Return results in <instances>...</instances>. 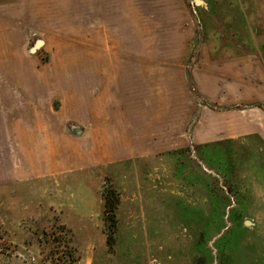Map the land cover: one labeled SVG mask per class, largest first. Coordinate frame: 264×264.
I'll list each match as a JSON object with an SVG mask.
<instances>
[{
  "label": "rangeland",
  "instance_id": "1",
  "mask_svg": "<svg viewBox=\"0 0 264 264\" xmlns=\"http://www.w3.org/2000/svg\"><path fill=\"white\" fill-rule=\"evenodd\" d=\"M199 1L14 4L18 51H0V264H191L193 215L208 198L185 184L191 173L228 197L224 230L234 228L236 263L264 264V147L236 145L227 184L194 151L227 138L212 125L237 127L249 112L233 106L227 120L230 107L196 85L213 34L227 37L217 22L227 1L246 0ZM23 130L37 134L32 155L43 174L12 181L35 160L14 134ZM178 149L191 160L171 154ZM107 188L119 198L115 228Z\"/></svg>",
  "mask_w": 264,
  "mask_h": 264
},
{
  "label": "crops",
  "instance_id": "2",
  "mask_svg": "<svg viewBox=\"0 0 264 264\" xmlns=\"http://www.w3.org/2000/svg\"><path fill=\"white\" fill-rule=\"evenodd\" d=\"M17 1L0 0V51H18L16 50L18 41L15 33L16 25L12 23V9L17 7L14 5ZM227 3L228 15L217 19L218 24H224L227 37H222L224 34L219 35L212 30L215 34H213L211 46H206L205 54L201 55V74L196 75V85L200 93L213 104L230 107L224 112L227 120H230L231 116L233 119L237 116L233 106L240 105L249 112L242 118L241 125L237 127L227 124L226 127L219 129L212 125V134L216 133L215 135H223L227 138L210 143L222 140L236 141L235 138L240 136H256L264 141V0L243 1L242 8H236L231 1ZM92 48L91 43L88 44V51H94ZM205 72L206 74H203ZM145 100L149 104V99L145 98ZM133 101L139 104V96L133 97L131 103ZM132 127L134 125H128V128ZM14 134L26 137L23 141L28 143L27 152L35 160L33 163L26 162L24 165L27 168L26 171L18 173L21 175L17 174L12 181L42 175L40 161L37 163L36 160L38 153L32 155L34 148L39 145L36 140L37 134L32 133L31 130ZM246 142L244 139L240 141L245 144ZM202 144L209 143L199 145ZM27 157L28 155L25 158ZM38 167H41L39 172H37ZM49 170L51 169L48 168L47 171Z\"/></svg>",
  "mask_w": 264,
  "mask_h": 264
},
{
  "label": "trees",
  "instance_id": "3",
  "mask_svg": "<svg viewBox=\"0 0 264 264\" xmlns=\"http://www.w3.org/2000/svg\"><path fill=\"white\" fill-rule=\"evenodd\" d=\"M254 139L259 141L264 147V141L260 140L259 137L249 136L245 137L244 140L251 141L250 143L253 144ZM236 145L241 149L251 150V147H248L245 143L233 140H222L209 144L196 145L194 151L203 164L206 165L210 171H214L217 175H220L227 184L230 177V161L233 160ZM171 154L177 157L179 161L191 160L188 149H178L172 151ZM185 164L186 163H184V165ZM178 165L179 162L176 160L175 166L177 167ZM179 166L181 167V165ZM263 166L264 165H261V168ZM186 175L184 177L188 179L184 180L185 184L189 185V187H200L208 196L201 210L200 219H198V213L193 215L194 225H192V229L194 232L192 234V240L194 242L191 246H193L194 252L191 258V264H213L214 262H216V264L236 263L237 261L234 259L235 256L232 254L235 245L234 228L232 227L224 230L226 228L225 216L227 217V215L230 214L226 211L229 207L228 197L220 186H218L216 181H205L206 179L203 175L196 176L195 174L192 175V173L190 176ZM118 203L119 198L116 191L112 188H107L104 193V209L106 213L109 214V226L112 224L111 227L113 228H115V210ZM239 215V213L236 214L237 217L241 218L242 215ZM227 220H229V217ZM237 229L245 234L248 232V229L243 228L242 222L238 225ZM111 238V236H108L107 241L109 242ZM208 244H211L210 248ZM213 250L215 252L214 256L212 255Z\"/></svg>",
  "mask_w": 264,
  "mask_h": 264
},
{
  "label": "water",
  "instance_id": "4",
  "mask_svg": "<svg viewBox=\"0 0 264 264\" xmlns=\"http://www.w3.org/2000/svg\"><path fill=\"white\" fill-rule=\"evenodd\" d=\"M197 2L199 4H202L201 1L197 0ZM243 226L246 227V228H251L254 226V224L251 222V221H248V220H245L244 223H243Z\"/></svg>",
  "mask_w": 264,
  "mask_h": 264
}]
</instances>
